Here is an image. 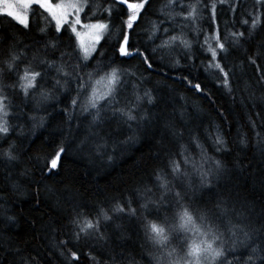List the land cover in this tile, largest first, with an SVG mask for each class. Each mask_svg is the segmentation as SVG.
Masks as SVG:
<instances>
[{
  "label": "trees",
  "instance_id": "trees-1",
  "mask_svg": "<svg viewBox=\"0 0 264 264\" xmlns=\"http://www.w3.org/2000/svg\"><path fill=\"white\" fill-rule=\"evenodd\" d=\"M162 2L152 0L151 8L142 14L133 30H127L129 50L139 48L145 52L151 58L152 68H147L138 55L120 56L116 48L117 38L111 35L107 37V44L101 40L105 56H99L101 49L98 45L96 60L90 62L91 67L80 72L83 76L84 72L92 71L97 60L106 64L114 62L134 72L135 76L125 75L123 78L118 107L131 106L130 101L135 104V91L141 95L145 90L149 91L153 102L148 103L146 99L140 102L139 114L146 115L148 120L141 121L139 127L133 122L129 129L123 118L113 117L110 111L103 113L105 119L102 123L93 124L91 114L82 112L79 105H71L79 88L74 76L69 78L66 88L53 89L51 99L42 102L39 109L35 100L9 92L13 104L11 110L22 113L19 118H10V124L16 126L10 133V140L17 145L20 159L8 162L0 156V264H66L57 244L69 238L70 220L77 212L91 216L98 207H111L116 200L129 196L136 201L133 207H138L143 201L138 200L135 190L144 185L152 187L155 171L165 168L169 156L179 152L181 145L187 147L185 154L190 159L200 161V151L193 138H198L208 157L222 161L225 171L219 179H213L214 187L210 191L202 188L199 176L192 173L191 186L187 183L182 186L186 194L182 203L211 209L212 218L222 231L231 217L246 230H255L254 240L264 245V81L260 79L264 76V57L258 59L255 66L248 61L258 48L264 52L261 47L264 45V4L257 3V0H226L224 4L219 0H203L198 5L199 14L195 21L176 17L175 22L169 21L161 26L169 27L173 35L182 30L184 38L191 41V48L175 46L162 53L153 52L160 40L149 39L153 22L159 23L162 19L158 12ZM182 2L189 4L196 3V0ZM213 3L216 4L215 21L211 13ZM204 4L209 7L205 8ZM233 8L235 11L231 10ZM176 11L179 12L180 8L177 7ZM253 18L258 24L252 38L234 47L229 39L225 42L228 53L218 56L229 73V86L225 87L223 74L209 67L210 54L201 47L204 37L211 36L217 29L222 38L230 32L240 31L247 36ZM243 19H248L249 25H242ZM82 20L87 22L83 15ZM113 22L118 29L121 20L115 11ZM32 23L33 31L25 32L11 18L0 15V49L13 38L38 47L34 43L40 40L35 31L36 17L32 18ZM69 35L70 32L63 36L56 52L49 50L48 55L58 63L60 52L69 51ZM157 35L166 38L162 31ZM212 43L215 46V42ZM31 55L29 49V58ZM64 59L70 65L76 63L75 56L71 60ZM68 71H72L71 67ZM52 77H56V73L49 70L45 89H52ZM195 84H200L202 91H196ZM84 99L81 93L79 100ZM32 114L45 118L43 127L32 126L27 119ZM166 124L173 127H165ZM173 131L178 134L173 135ZM217 134L226 141V147L221 151H217L213 143ZM131 135L135 139L126 142ZM242 139L245 143H241ZM61 141L67 150L62 168L42 175L37 168L43 167L44 162L35 157L51 152ZM101 144L106 147L98 149ZM3 146L6 148L7 143ZM175 158L181 159L179 156ZM26 169L30 170L29 175H21ZM176 190H180V186ZM153 192L157 198L159 191L153 188ZM169 202L174 206L171 195L158 211L150 205V214L141 210L137 217L114 218L107 227H102L105 234L102 240L82 239L77 245L78 264H94L93 256L96 264H114V261L115 264H129L133 258L135 264H151L149 252L158 253L145 237L144 217L163 219L167 216L171 221ZM217 202L229 209L235 207L243 215L238 221L231 211L229 217H225L221 208L215 207ZM245 252L240 248L238 255Z\"/></svg>",
  "mask_w": 264,
  "mask_h": 264
},
{
  "label": "snow or ice",
  "instance_id": "snow-or-ice-1",
  "mask_svg": "<svg viewBox=\"0 0 264 264\" xmlns=\"http://www.w3.org/2000/svg\"><path fill=\"white\" fill-rule=\"evenodd\" d=\"M202 2L203 0H196V3L185 4L182 0H163L158 9L162 19L159 23L153 22L149 33L150 40H160V43L153 48V52L163 53V50H171L175 46L191 48V41L184 38L182 30L180 34L173 35L170 34L169 27L161 26L169 21L175 22L176 17H182L184 21H195L199 14L198 5ZM225 2L226 0H219L220 4ZM257 3L264 4V0H257ZM0 5L3 6L0 15L11 18L25 32L33 31L32 18L36 17L35 31L40 37V40L34 42L39 45L38 47L23 44V41L13 38L5 48L0 49V156L8 162H16L20 159L16 151L17 145L10 140V133L16 127L10 124V118H19L22 113L11 110L13 104L9 95L10 91L19 93L25 99L35 100L37 109H39L42 102L51 99L53 89L66 88L69 78L74 76L79 88L76 98L71 99V105L73 107L79 105L82 112L91 114L93 124L102 123L105 119L103 113L107 111H110L113 117L123 118L129 129L133 127V122L139 127L141 121L148 120L146 115H141L138 111L141 101L146 99L148 103L153 102V97L147 90L142 95L138 91L133 93L135 104L130 101L131 106L118 107L120 104L118 96L121 85L124 83L123 78L125 75L135 76L134 72H129L128 69L115 65L114 62L106 64L103 60H97L92 71L84 72L83 76L80 72L91 67L90 62L96 60L98 45L101 49L99 56H105L101 40L107 44V37L111 35L117 38L116 48L120 56L138 55L147 68H152L151 58L145 55V52L139 48L129 50L131 46L127 31L133 30L134 25L142 18V14L147 13L152 6V0H0ZM177 7L180 8L179 12L176 11ZM204 7L209 6L204 4ZM229 7L231 8V5ZM185 10H187L186 14ZM231 10L235 11L234 8ZM114 11L117 13V18L121 20L118 29L113 22ZM211 13L212 20L215 21V3L211 5ZM82 15L87 22L82 20ZM241 24L249 25V20L243 19ZM257 24V19L253 18L247 29V36L244 31H240L230 32L228 36L222 38L217 29L211 36L204 37V44L201 47H204L210 54L209 67L223 74L225 87L229 86V73L218 60L221 53L225 55L228 53L229 49L225 42L230 39L234 47L246 39H251L257 29ZM113 29L117 31L113 32ZM161 31L166 38L157 35ZM69 32L71 33L67 44L69 51L60 52L58 63L55 58L48 55L49 50L56 52L63 36ZM212 41L215 42V46ZM29 49L32 50L30 58ZM41 49H43V54H41ZM73 56L76 58V63L70 65L64 58L71 60ZM262 57H264V52L258 48L255 55L248 57V61L255 66L258 59ZM161 59H163V54ZM69 67L72 71H68ZM49 70H54L56 77H52V89H45L44 84L49 78ZM260 79L264 81V76ZM6 80L10 83H5ZM193 87L196 91H202L200 84H195ZM81 93L85 97L83 101L79 100ZM27 119L32 122L33 127L44 126L43 116L32 114L28 115ZM165 127L172 128L173 126L166 124ZM172 134L177 135L178 133L173 131ZM134 139L135 136L131 135L126 142ZM5 142L7 143L6 148L3 146ZM193 143L200 151V161L190 159L185 154L188 151L187 147L181 145L179 152L169 156L166 167L155 171V184L152 187L144 185L135 190L138 200L143 201L138 204V207H133L136 201L129 196L124 200H116L111 207H98L91 216L77 212L70 220L72 229L69 238L60 240L57 244L66 264H78L80 261L77 245L82 239L85 241L104 239L105 234L102 227H107L114 218L137 217L141 210L150 214V205L158 211L161 206L165 205L169 195L174 200V206L171 202L167 205L172 213L171 221L167 216L163 219L144 217L145 237L158 253L149 252L151 264H257V261L259 264H264V245L254 240L255 230H246L245 226L239 222L234 223L229 217L231 211L238 221L243 215L242 212H238L235 207L232 209L222 207L221 203L217 202L215 207L221 208L222 215L229 217L228 226L222 231L219 224L213 220L214 214H211V209L193 207L191 203H182L186 195L182 186L185 183L191 186L192 173L199 176L200 186L210 191L214 187L213 179H219L225 171L222 161L207 156V150L198 138H193ZM213 143L217 151L226 147V141L219 134L216 135ZM241 143L245 141L242 139ZM97 147L102 149L106 145L101 144ZM66 151L61 141L55 144L51 152L37 155L35 159L44 162L43 167H38L37 170L42 175L46 171L48 173L58 171L63 166V155ZM176 156L181 159H176ZM205 165L208 167L206 168ZM29 171L26 169L21 175H29ZM178 186L180 190H176ZM153 188L159 191L157 198H154L156 193L153 192ZM240 248H244L246 252L238 255ZM91 259L96 264V258L93 256ZM129 264H135L134 258Z\"/></svg>",
  "mask_w": 264,
  "mask_h": 264
},
{
  "label": "rangeland",
  "instance_id": "rangeland-1",
  "mask_svg": "<svg viewBox=\"0 0 264 264\" xmlns=\"http://www.w3.org/2000/svg\"><path fill=\"white\" fill-rule=\"evenodd\" d=\"M2 8H3V6H2V5H0V10H2ZM78 30H80V29H78ZM86 43H87V38H86Z\"/></svg>",
  "mask_w": 264,
  "mask_h": 264
}]
</instances>
